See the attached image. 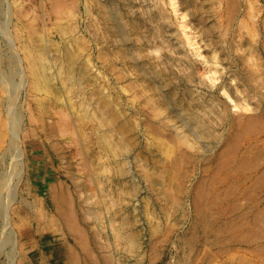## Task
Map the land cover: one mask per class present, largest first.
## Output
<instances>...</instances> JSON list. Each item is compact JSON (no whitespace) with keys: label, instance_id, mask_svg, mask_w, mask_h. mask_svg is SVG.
Wrapping results in <instances>:
<instances>
[{"label":"rangeland","instance_id":"374dc122","mask_svg":"<svg viewBox=\"0 0 264 264\" xmlns=\"http://www.w3.org/2000/svg\"><path fill=\"white\" fill-rule=\"evenodd\" d=\"M171 1L0 0V264H264V0Z\"/></svg>","mask_w":264,"mask_h":264},{"label":"bare ground","instance_id":"6f19581e","mask_svg":"<svg viewBox=\"0 0 264 264\" xmlns=\"http://www.w3.org/2000/svg\"><path fill=\"white\" fill-rule=\"evenodd\" d=\"M171 1V0H170ZM172 2V1H171ZM175 2V1H174ZM174 4V3H173ZM182 17V16H181ZM188 38V37H187ZM74 45V44H73ZM76 46V45H75ZM82 48H83V46H81ZM79 48V47H78ZM18 60V59H17ZM16 60V61H17ZM85 63V62H84ZM42 64V63H41ZM85 65V64H84ZM59 66H60V64H59ZM58 68V67H57ZM89 69V68H88ZM91 69V68H90ZM12 79V78H11ZM45 79H46V77H45ZM62 79V78H61ZM8 80H10V79H8ZM47 80H50V81H52L51 80V78L50 79H47ZM47 80H46V82H47ZM65 82V81H64ZM67 83V82H66ZM36 84V83H35ZM53 84V83H52ZM45 85V84H44ZM64 86V85H63ZM68 86H70V85H68ZM40 87V86H39ZM43 87V86H42ZM47 87V86H46ZM63 88V87H62ZM46 89V88H45ZM77 93V92H76ZM69 94V93H68ZM67 94V95H68ZM73 95V94H72ZM155 95V94H154ZM69 96V95H68ZM74 101V100H73ZM77 101V100H76ZM88 103V102H87ZM77 106H81V104H77ZM242 106H246V107H248V105H247V103L246 104H243ZM73 107V106H72ZM80 109H81V107H79ZM78 108V109H79ZM86 108V107H85ZM88 109V108H87ZM91 109V108H90ZM93 110V109H92ZM79 111V110H78ZM83 111V110H82ZM81 112V111H80ZM87 112V111H86ZM76 113V112H75ZM94 113V112H93ZM80 114V113H79ZM84 114V113H83ZM83 116V115H82ZM81 116V117H82ZM84 117V116H83ZM86 117V116H85ZM93 117V116H92ZM103 118V117H102ZM82 119V118H81ZM87 119V118H86ZM107 119V118H106ZM102 125V124H101ZM100 125V126H101ZM101 130V129H100ZM152 130V129H151ZM155 132V131H154ZM158 133V132H157ZM159 136V135H158ZM109 137H110V139H111V135H107V134H102V138H103V141H105L108 145L110 144L111 145V141H110V139H109ZM156 138V137H155ZM113 139V138H112ZM114 142V141H113ZM164 143V142H163ZM163 143H162V145H163ZM169 144H171V143H169ZM158 145V144H157ZM159 145H161V144H159ZM165 145H163V147H164ZM168 146V145H167ZM105 147V146H104ZM169 147H171V146H169ZM113 148L114 147H112V150H113ZM165 148H166V146H165ZM168 148V147H167ZM162 149H164V148H162ZM161 149V150H162ZM123 150V149H122ZM169 150V149H168ZM171 150V149H170ZM111 151V150H110ZM164 151V150H163ZM165 152H167V150H165ZM167 154V153H166ZM103 170V169H102ZM130 178V177H129ZM159 178V177H158ZM165 187V186H164ZM158 188V187H157ZM167 189V188H166ZM163 190H164V188H163ZM167 191V190H166ZM105 192V191H104ZM111 197H113L112 195H111ZM172 198V197H171ZM101 199V198H100ZM163 199V198H162ZM101 201V200H100ZM172 201V200H171ZM174 201V200H173ZM95 202V201H94ZM166 202V201H165ZM175 203V202H174ZM165 205V204H164ZM167 206V205H166ZM178 206V205H177ZM95 208V207H94ZM99 209V208H98ZM87 211L88 212H92V210L91 209H87ZM97 213V212H96ZM95 214V213H94ZM94 214H92V215H94ZM120 215V214H119ZM98 216V215H97ZM101 216V215H100ZM117 216V215H116ZM118 217V216H117ZM100 218V217H99ZM98 218V219H99ZM117 219V218H116ZM125 219V218H124ZM119 222V221H118ZM123 223V222H122ZM124 223H126V222H124ZM117 225V224H116ZM125 224H123V226H124ZM127 225V224H126ZM125 228V227H124ZM117 229V228H116ZM118 229H120V228H118ZM126 233V232H125ZM122 234V233H121ZM135 240V239H134ZM125 241H127V242H129V245H133L134 244V241L131 239V238H126L125 237ZM127 263H129V262H127Z\"/></svg>","mask_w":264,"mask_h":264},{"label":"crops","instance_id":"0c3cea01","mask_svg":"<svg viewBox=\"0 0 264 264\" xmlns=\"http://www.w3.org/2000/svg\"><path fill=\"white\" fill-rule=\"evenodd\" d=\"M73 254V253H72ZM72 254H70V256L72 255ZM70 259V258H69ZM70 261H72L71 259H70ZM70 261H68V262H70Z\"/></svg>","mask_w":264,"mask_h":264}]
</instances>
